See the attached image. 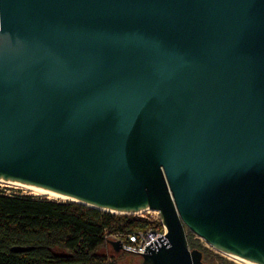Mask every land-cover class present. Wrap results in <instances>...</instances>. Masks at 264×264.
Masks as SVG:
<instances>
[{
    "label": "water",
    "instance_id": "95a60500",
    "mask_svg": "<svg viewBox=\"0 0 264 264\" xmlns=\"http://www.w3.org/2000/svg\"><path fill=\"white\" fill-rule=\"evenodd\" d=\"M0 180L264 264V0H0Z\"/></svg>",
    "mask_w": 264,
    "mask_h": 264
},
{
    "label": "trees",
    "instance_id": "16d2710c",
    "mask_svg": "<svg viewBox=\"0 0 264 264\" xmlns=\"http://www.w3.org/2000/svg\"><path fill=\"white\" fill-rule=\"evenodd\" d=\"M146 226L145 219L74 201L0 191V264H114L123 251L106 242L104 228ZM189 235L190 246L202 250Z\"/></svg>",
    "mask_w": 264,
    "mask_h": 264
},
{
    "label": "built area",
    "instance_id": "2783aa9c",
    "mask_svg": "<svg viewBox=\"0 0 264 264\" xmlns=\"http://www.w3.org/2000/svg\"><path fill=\"white\" fill-rule=\"evenodd\" d=\"M122 214L132 218L145 219L147 221V226L145 228L132 231H128L119 227L104 228V238L106 242L109 243L108 238L119 240L122 245L121 250L124 252L140 255L142 254L141 252H144L145 246L148 243L167 232V228L162 221L159 211L153 212L152 209H145ZM189 248H191L190 244Z\"/></svg>",
    "mask_w": 264,
    "mask_h": 264
},
{
    "label": "rangeland",
    "instance_id": "374dc122",
    "mask_svg": "<svg viewBox=\"0 0 264 264\" xmlns=\"http://www.w3.org/2000/svg\"><path fill=\"white\" fill-rule=\"evenodd\" d=\"M0 191L5 192L7 194H30L36 197H46L49 199L57 200L53 197L50 198L48 196H38L31 189L22 187L17 184L2 181V180H0ZM190 232L191 231H188V237H191V235H189ZM193 237L199 238L200 244L203 246V249H202L203 258L205 261L216 263V264H239L237 261L232 259L230 256H227L225 253L213 248L204 239L198 237L195 234ZM132 256H133L132 253H128L124 251L121 254H118V255L116 254L114 264H139L136 260H132Z\"/></svg>",
    "mask_w": 264,
    "mask_h": 264
},
{
    "label": "bare ground",
    "instance_id": "6f19581e",
    "mask_svg": "<svg viewBox=\"0 0 264 264\" xmlns=\"http://www.w3.org/2000/svg\"><path fill=\"white\" fill-rule=\"evenodd\" d=\"M9 183H13V182H9ZM13 184H17V185H20L22 187H26L28 189H31L38 196H48L50 198L53 197L59 201L69 200V201H74V202L79 203V201L77 199L71 198L69 196L60 194V193L52 191V190H48L46 188H42V187H38V186H32V185H28V184H21V183H13ZM152 211L157 212L158 210H152ZM225 254L227 256H230L232 259L237 261L239 264H260V263L254 262L252 260L246 259V258L238 256V255H234V254H230V253H225Z\"/></svg>",
    "mask_w": 264,
    "mask_h": 264
},
{
    "label": "flooded vegetation",
    "instance_id": "af4514ba",
    "mask_svg": "<svg viewBox=\"0 0 264 264\" xmlns=\"http://www.w3.org/2000/svg\"><path fill=\"white\" fill-rule=\"evenodd\" d=\"M132 260H136L139 264H141V256L140 255L133 254ZM203 260H204V258H203ZM205 262H208V261H205Z\"/></svg>",
    "mask_w": 264,
    "mask_h": 264
}]
</instances>
